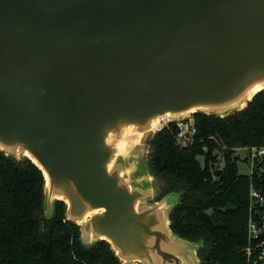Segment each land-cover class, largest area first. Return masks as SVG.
Masks as SVG:
<instances>
[{
    "label": "water",
    "instance_id": "95a60500",
    "mask_svg": "<svg viewBox=\"0 0 264 264\" xmlns=\"http://www.w3.org/2000/svg\"><path fill=\"white\" fill-rule=\"evenodd\" d=\"M262 89L264 0H0V150L46 172L47 217L63 201L123 264H200L170 228L177 194L146 203L158 181L141 159L128 182L125 151L155 119L226 116Z\"/></svg>",
    "mask_w": 264,
    "mask_h": 264
},
{
    "label": "trees",
    "instance_id": "16d2710c",
    "mask_svg": "<svg viewBox=\"0 0 264 264\" xmlns=\"http://www.w3.org/2000/svg\"><path fill=\"white\" fill-rule=\"evenodd\" d=\"M191 116V141L178 142L173 120L149 140L147 163L159 184L157 198L178 195L170 228L197 243L200 264H246L248 188L256 175L238 172L236 149L264 146V89L229 115ZM43 200L42 171L28 158L0 150V264H121L106 240L82 243L63 201L56 200L47 217Z\"/></svg>",
    "mask_w": 264,
    "mask_h": 264
},
{
    "label": "built area",
    "instance_id": "2783aa9c",
    "mask_svg": "<svg viewBox=\"0 0 264 264\" xmlns=\"http://www.w3.org/2000/svg\"><path fill=\"white\" fill-rule=\"evenodd\" d=\"M171 121V120H166ZM178 128L177 140L180 143L191 141L194 119L173 120ZM166 122V123H167ZM165 123V124H166ZM164 124V125H165ZM161 125L160 128H162ZM244 152L243 161L249 165L250 172L256 176L251 179L248 188V216L246 223V244L244 256L246 264H264V146H245L238 148Z\"/></svg>",
    "mask_w": 264,
    "mask_h": 264
},
{
    "label": "rangeland",
    "instance_id": "374dc122",
    "mask_svg": "<svg viewBox=\"0 0 264 264\" xmlns=\"http://www.w3.org/2000/svg\"><path fill=\"white\" fill-rule=\"evenodd\" d=\"M189 116H191L190 114L187 116H184L183 118H179L176 120H182V119H187ZM167 121H164L163 123H161V125H164ZM158 131V129L156 131H154V133H151V135L155 134ZM151 135L147 136L145 140L142 141V143L131 149L132 152H130V150H126V154H123V156L126 158V162L123 163V167H124V171L123 174L125 175L126 179L128 182H130L132 185L136 183V181H140L142 184H145L146 180H147V176L145 173L141 172L139 169V166L137 163L141 162V159H144L145 161L147 160L148 157V153L150 151L149 146L146 144V142L149 141V138L151 137ZM236 154L239 156V160L237 161V168H238V172L241 174H248L250 172V168L249 165L243 161L244 158V152L240 151V150H236ZM130 155H134V156H130ZM15 158H19L20 155H14ZM134 157V158H133ZM219 163L220 166H223V160L221 158H219ZM145 166V163H144ZM178 199L177 195H171V200L170 202H176ZM55 203V202H54ZM54 203H53V207H54ZM45 210V207H44ZM66 211V209H65ZM45 214V213H44ZM65 216H66V212H65ZM67 220H70L67 218ZM71 221V220H70ZM86 243H88V241H85Z\"/></svg>",
    "mask_w": 264,
    "mask_h": 264
},
{
    "label": "bare ground",
    "instance_id": "6f19581e",
    "mask_svg": "<svg viewBox=\"0 0 264 264\" xmlns=\"http://www.w3.org/2000/svg\"><path fill=\"white\" fill-rule=\"evenodd\" d=\"M262 86H263V84H260V85L255 86L254 88H252V89L249 91V93H248V98H249L250 95H252L255 91L259 90ZM169 119H170V116H169V115L162 116V117H160V118H158V119L153 120L152 123H151V126H152V128H154V130H157V129L161 126V123H163L164 121L169 120ZM131 130H132V129H128V130H126V131L124 132V133H126V136H129V135H132V134H133V133L131 132ZM121 145L123 146V147L121 146V148L124 149V144H121ZM43 173H44V175H45V177H46V179H47V181H48V176H47L46 172L44 171ZM94 212H96V210L93 211V212H89V213H87L86 216L84 217V219L87 218L91 213H94Z\"/></svg>",
    "mask_w": 264,
    "mask_h": 264
},
{
    "label": "crops",
    "instance_id": "0c3cea01",
    "mask_svg": "<svg viewBox=\"0 0 264 264\" xmlns=\"http://www.w3.org/2000/svg\"><path fill=\"white\" fill-rule=\"evenodd\" d=\"M159 194H157V193H154V194H151L148 198H146L145 199V201H146V203H149V204H152V203H155V202H157L160 198H157V196H158ZM171 200V199H170ZM139 203V202H138ZM169 205V204H168ZM97 212H99V211H97ZM91 215V214H90ZM89 215V216H90ZM88 216V217H89ZM87 217V218H88ZM169 219V218H168ZM169 222V221H168ZM108 242V241H107ZM109 243V242H108ZM110 245V244H109ZM110 248H111V250H113L112 249V247L110 246ZM196 254H197V251H196ZM121 262V264H123V262L122 261H120ZM142 262L140 261V260H137V259H134V260H131L130 261V263L129 264H141Z\"/></svg>",
    "mask_w": 264,
    "mask_h": 264
}]
</instances>
